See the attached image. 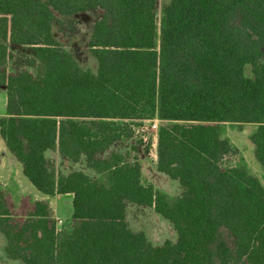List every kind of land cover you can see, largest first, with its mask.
<instances>
[{
    "label": "trees",
    "instance_id": "trees-1",
    "mask_svg": "<svg viewBox=\"0 0 264 264\" xmlns=\"http://www.w3.org/2000/svg\"><path fill=\"white\" fill-rule=\"evenodd\" d=\"M157 0H0V135L30 182L73 194L72 229H59L47 200L0 186V231L8 257L26 264H264V186L245 166L224 168L235 148L224 122L256 123L264 168V0H170L158 33ZM102 10L83 69L54 35L62 18ZM159 34V35H158ZM159 39V44L157 43ZM17 46V47H14ZM20 47L27 68L10 71ZM252 67V76L245 66ZM158 116L157 169L177 180L170 199L141 181L137 157L113 149L133 119ZM82 170L56 174L46 151ZM127 201L151 206L176 241L153 244L127 221ZM226 230L233 238L230 245Z\"/></svg>",
    "mask_w": 264,
    "mask_h": 264
},
{
    "label": "rangeland",
    "instance_id": "rangeland-1",
    "mask_svg": "<svg viewBox=\"0 0 264 264\" xmlns=\"http://www.w3.org/2000/svg\"><path fill=\"white\" fill-rule=\"evenodd\" d=\"M170 0H157L156 13L158 23V33L162 20L163 8ZM102 16V10L92 9L85 12L76 13L72 17L58 18L54 22L53 33L55 37L72 53L77 59L79 65L86 70L97 72L98 61L92 55L89 49V39L92 34L94 23ZM159 35V34H158ZM159 44V39H157ZM31 53L28 48L20 47L17 50L16 59L9 61V70L15 71L20 68H27L35 73L36 69L26 59V54ZM245 74L252 76V67L245 66ZM7 92L6 87H0V118L6 112ZM132 135L130 138L120 141L113 145V149L125 153L128 158L137 157L142 166L141 181L143 184H152L156 191L165 193L170 199H174L181 194L182 188L177 180L170 178L167 174L160 172L155 164L157 158L159 129L162 125L169 124L158 116L145 119H133ZM256 123L246 122H224L221 124V133L232 143L235 150L225 157L223 167L245 166L252 174L256 175L264 186V168L256 159L254 154V144L251 141V135L257 128ZM49 160L50 167L55 173L67 174L73 170H82L92 177H99V173L88 167L86 156H81L78 161L62 156L58 149H49L45 153ZM5 157L4 168L9 167L10 159L17 161L13 153L9 151L5 142L0 136V162ZM11 172H2L0 175V184L4 183L13 193L16 201L23 193L34 194L39 199L47 195L39 191L23 174L20 175L19 169L12 166ZM21 167V166H20ZM23 177L25 182L23 181ZM6 183V184H5ZM59 203H54L57 215L60 217L58 222L59 229H72L71 210L65 200L60 199ZM127 221L129 227L135 232H144L147 238L155 245L163 244L166 240L176 241L177 231L173 224L159 213L153 207L138 205L127 201ZM71 209L73 206L71 203ZM224 238L232 245L233 238L226 230L223 231ZM2 244V245H1ZM6 238L0 231V264H26L19 259H12L5 252Z\"/></svg>",
    "mask_w": 264,
    "mask_h": 264
},
{
    "label": "crops",
    "instance_id": "crops-1",
    "mask_svg": "<svg viewBox=\"0 0 264 264\" xmlns=\"http://www.w3.org/2000/svg\"><path fill=\"white\" fill-rule=\"evenodd\" d=\"M14 47H17V46H14ZM1 136V135H0ZM2 140H3V138H2ZM3 142H5L4 140H3ZM47 152V151H46ZM5 157H6V155L4 156V158H2L1 159V162H0V173H2V172H11L13 169H10L11 167V163H12V166L14 165L15 167H17L18 169H19V172H20V175H22L23 176V167H22V164L17 160V161H15V160H13V159H10V165H9V167H6V168H4L3 167V165L5 164ZM17 159V158H16ZM155 164L157 165V158L155 159ZM21 166V167H20ZM25 175V174H24ZM0 177H2L1 175H0ZM23 181L25 182V179H24V177H23ZM30 181V180H29ZM6 184V183H5ZM0 186H3V187H5V188H7L6 187V185H4V183L2 184H0ZM8 189V188H7ZM13 194V193H12ZM24 194H28V193H23L22 195H24ZM28 195H30L33 199H36V200H47L49 203H50V205H51V207L53 208V210H54V213H55V216H56V218L59 220V216L57 215V210H56V207H55V205H54V203H59L58 201H60V199H62V200H65V203H67L68 204V209L69 210H71V215L73 214V210L71 209V203H73V194L72 193H65V194H59V193H56V194H54V195H47L45 198H43V199H39V198H37V197H35L34 196V194H28ZM14 196V195H13ZM21 197V196H20ZM15 198V197H14ZM16 200V199H15ZM19 200V199H18ZM17 200V201H18ZM73 206V205H72ZM59 222V221H58ZM2 233V232H1ZM3 234V233H2ZM5 236V235H4ZM6 238V237H5ZM6 244H7V239H6ZM2 245V244H1ZM6 248V245H5V247H4V249ZM6 252V251H5ZM1 254V253H0ZM7 254V253H6ZM8 256V255H7Z\"/></svg>",
    "mask_w": 264,
    "mask_h": 264
}]
</instances>
